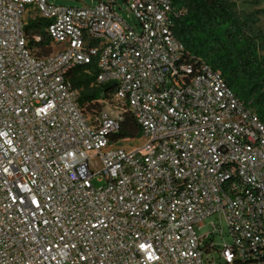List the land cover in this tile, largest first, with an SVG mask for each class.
I'll return each mask as SVG.
<instances>
[{"label":"built area","instance_id":"1","mask_svg":"<svg viewBox=\"0 0 264 264\" xmlns=\"http://www.w3.org/2000/svg\"><path fill=\"white\" fill-rule=\"evenodd\" d=\"M124 2L134 26L117 0H0V264H205L214 214L232 238L217 258L264 264V123L186 53L171 0ZM26 12L54 52L29 43ZM89 65L140 145L115 138L121 112L85 114L69 73Z\"/></svg>","mask_w":264,"mask_h":264},{"label":"trees","instance_id":"2","mask_svg":"<svg viewBox=\"0 0 264 264\" xmlns=\"http://www.w3.org/2000/svg\"><path fill=\"white\" fill-rule=\"evenodd\" d=\"M181 11L173 23L174 35L182 42L188 55L200 57L219 71L227 85L246 107L253 109L264 123V30L259 16L264 7L245 12L232 0H171ZM40 18L29 20L25 26L29 43L38 35L37 54L50 53L49 40ZM95 67L77 66L69 79L78 93V102L89 112L100 111L98 100L109 99L114 89L110 84L94 82ZM140 126L130 112H122L116 139H137Z\"/></svg>","mask_w":264,"mask_h":264},{"label":"rangeland","instance_id":"3","mask_svg":"<svg viewBox=\"0 0 264 264\" xmlns=\"http://www.w3.org/2000/svg\"><path fill=\"white\" fill-rule=\"evenodd\" d=\"M51 2L55 4H61V5H67V6H86V5H92L97 2V0H50ZM237 3V8L245 11L250 12L255 9H261L264 7V0H232ZM114 10L122 17L124 18L127 23L131 26H134L137 24L136 18L133 16L132 13H130L126 9V3L124 0H117V4L113 6ZM32 16V14L26 12L23 16L24 23L27 25L29 22V18ZM259 26L264 30V15L259 16ZM49 52H54L53 48H50ZM261 55L264 56V50L261 51ZM110 99V98H109ZM109 99H101L99 102L100 108H111L114 111L124 112L126 109L121 107V105L114 101H108ZM87 115L89 112L86 110ZM142 143V139L137 138L132 141H127L123 143L125 146H138ZM199 228L196 230V234L198 236H202L205 234H208V240L205 244H203L202 247H204V250L209 246L210 241L212 242V249L210 254L207 255V252L204 251L203 253V259L205 264H224L220 259L217 258V248L222 245H230L231 244V236L228 232V226L226 223V220L223 216L219 214H214L207 216L203 218L199 223ZM212 262L209 263V260Z\"/></svg>","mask_w":264,"mask_h":264},{"label":"snow or ice","instance_id":"4","mask_svg":"<svg viewBox=\"0 0 264 264\" xmlns=\"http://www.w3.org/2000/svg\"><path fill=\"white\" fill-rule=\"evenodd\" d=\"M143 247V246H142Z\"/></svg>","mask_w":264,"mask_h":264}]
</instances>
